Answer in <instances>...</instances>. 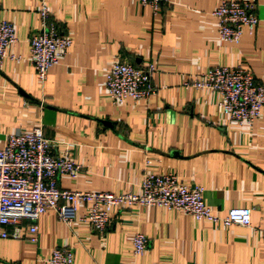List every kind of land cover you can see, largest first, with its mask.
Here are the masks:
<instances>
[{"label": "crops", "instance_id": "1", "mask_svg": "<svg viewBox=\"0 0 264 264\" xmlns=\"http://www.w3.org/2000/svg\"><path fill=\"white\" fill-rule=\"evenodd\" d=\"M228 0H169L159 13L134 0H46L50 19L72 42L45 82L29 62V41L40 29L38 0H0V22L16 42L0 66V149L9 135L41 125L53 153L65 150L82 167L58 187L92 193H140L145 174H172L202 187L214 215L251 209L249 227L215 226L181 211L143 207L115 210L106 232L83 222L86 206L68 211L70 223L49 210L37 221V242L0 239V264H47L51 251L73 250L74 264H264V109L251 126L223 114L219 95L183 84L212 67L247 68L264 86V0L255 4L253 34L219 40L212 11ZM115 62L154 67L155 94L113 105L105 75ZM63 207L66 208L65 205ZM149 248L134 255L132 238Z\"/></svg>", "mask_w": 264, "mask_h": 264}, {"label": "built area", "instance_id": "2", "mask_svg": "<svg viewBox=\"0 0 264 264\" xmlns=\"http://www.w3.org/2000/svg\"><path fill=\"white\" fill-rule=\"evenodd\" d=\"M156 14L169 0H134ZM40 29L29 41V62L37 80L45 82L50 68L59 64L72 42L61 34L51 21L46 0H38ZM217 21L219 40L239 43L245 30L253 34L258 19L255 4L247 1H222L212 11ZM16 42L12 24L0 22V66L5 60H17L8 49ZM153 66L135 67L115 62L105 75V90L113 105L125 100L144 101L155 94L150 79ZM185 88L207 90L219 95V107L231 121L251 126L264 109V86L245 67H212L193 79L185 81ZM82 167L65 150L59 155L53 153V144L45 138L41 125L28 133L9 135L0 149V239L19 240L22 238L23 221L28 241L37 242V221L47 211H54L57 219L70 223L68 211L75 212L81 205L86 206L83 222H88L103 235L113 212L125 208L154 207L168 211H181L195 221H206L215 226L249 227L251 209H231L223 217L214 215L203 200L202 187H189L179 182L172 174L155 175L147 173L140 184V193H92L63 190L58 187V177L68 176L76 181ZM63 205L66 206L63 207ZM146 236L136 234L132 238L134 255H141L149 248ZM47 264H74L73 250L67 247L51 251Z\"/></svg>", "mask_w": 264, "mask_h": 264}]
</instances>
